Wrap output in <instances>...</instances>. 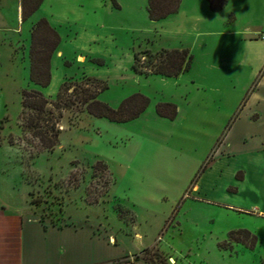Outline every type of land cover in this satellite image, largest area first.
<instances>
[{
  "label": "rangeland",
  "instance_id": "374dc122",
  "mask_svg": "<svg viewBox=\"0 0 264 264\" xmlns=\"http://www.w3.org/2000/svg\"><path fill=\"white\" fill-rule=\"evenodd\" d=\"M118 1L123 7L120 11L108 15L100 9L89 20L113 30L120 45L135 48L132 55L144 50L154 54L150 48L157 42L150 44L146 38L153 37L155 22L148 19L146 1ZM4 5L5 14L12 15L13 3ZM41 6L40 12H51L47 3ZM21 20L20 34H0V205L11 214L19 212L24 219L50 221L55 226L68 224L67 218L87 221L97 234L115 239L116 252H132L147 263L158 255L166 261L175 258L178 264H260L264 258L263 222L246 213L209 209L190 197L194 195L191 187L211 161L212 155L204 157L208 135L214 130L179 120L158 125L150 119L153 103L164 102L163 98L173 93L169 81L140 75L121 81L96 78L107 85L99 100L116 108L122 99L140 92L151 99L146 114L127 123H113L66 111L59 124L58 145L52 151L41 149L21 131L22 90L40 91L52 100L64 78L86 76L83 65L74 60H56L57 65L50 67L55 76L52 84L44 88L32 84L28 24ZM106 42L99 49L100 58L96 57L104 64L108 62L104 53H115L109 47L111 42ZM140 56L143 59L148 54ZM90 59L87 64L99 70L105 67ZM55 74L57 78L63 74V79L56 81ZM97 162L106 167L95 170ZM237 229H246L256 237L254 248L233 243L231 250L220 249L218 243Z\"/></svg>",
  "mask_w": 264,
  "mask_h": 264
},
{
  "label": "crops",
  "instance_id": "0c3cea01",
  "mask_svg": "<svg viewBox=\"0 0 264 264\" xmlns=\"http://www.w3.org/2000/svg\"><path fill=\"white\" fill-rule=\"evenodd\" d=\"M9 1L12 15L4 12V3ZM110 1L42 0L51 12H40L41 3L26 20L29 44L31 27L44 18L59 36L50 66L57 65L56 60H74L83 65L84 75L107 81L137 75L131 71L135 48L120 45L113 30L89 20L100 9L111 15L123 8L118 0ZM20 20V1L0 0V34H20ZM151 22H155L153 37L146 39L157 45L150 50L186 48L192 55L189 70L177 77L148 76L169 81L174 91L162 103L174 104L177 111L173 120H167L154 110L151 121L172 125L179 120L214 130L208 135L204 157L212 155L211 161L191 187L194 195L189 196L209 209L250 214L264 223V39L258 36L264 27V0H227L216 12L206 0H180L177 12ZM106 41L115 53H104L108 62L99 70L86 62L99 57ZM50 73L52 84L55 76ZM57 77L61 81L63 74ZM65 221L68 224L55 226L50 221L24 219L0 205V264H149L132 252H116L115 239L97 234L87 221ZM167 261L178 264L175 258Z\"/></svg>",
  "mask_w": 264,
  "mask_h": 264
},
{
  "label": "trees",
  "instance_id": "16d2710c",
  "mask_svg": "<svg viewBox=\"0 0 264 264\" xmlns=\"http://www.w3.org/2000/svg\"><path fill=\"white\" fill-rule=\"evenodd\" d=\"M21 19L26 20L41 5L42 0H20ZM209 9L213 12L221 10L227 0H206ZM180 0H147L146 12L148 19L159 21L177 12ZM59 44L57 32L50 27L46 19H39L30 31L29 81L39 87H47L50 83V59ZM148 54L141 59L140 54ZM97 66L104 65L99 58L90 59ZM192 55L188 49H161L154 54L149 50L133 53L131 71L134 74L148 77L157 75L160 77H177L189 70ZM101 84V85H99ZM95 86L97 88H91ZM107 89V85L100 80L82 76L80 80L64 78L59 86L54 99L50 100L40 91H21L20 128L24 134H29L31 139L43 150L52 151L58 145L61 132L60 121L64 112L76 114L86 113L96 118H104L113 123H127L137 119L148 107L150 100L141 93H133L122 99L116 108L98 99L100 93ZM155 114L158 117L173 120L176 116V106L172 103H156ZM76 111V112H75ZM106 165L97 162L93 166ZM207 164L204 165L203 169ZM236 177L238 175L236 174ZM239 244L248 249H253L256 237L246 229L231 230L225 240L218 243L220 249L231 250V244ZM149 264H169L158 256L150 259ZM260 264H264V258Z\"/></svg>",
  "mask_w": 264,
  "mask_h": 264
},
{
  "label": "built area",
  "instance_id": "2783aa9c",
  "mask_svg": "<svg viewBox=\"0 0 264 264\" xmlns=\"http://www.w3.org/2000/svg\"><path fill=\"white\" fill-rule=\"evenodd\" d=\"M258 36H259L260 39H264V27L262 28V30L260 31Z\"/></svg>",
  "mask_w": 264,
  "mask_h": 264
}]
</instances>
